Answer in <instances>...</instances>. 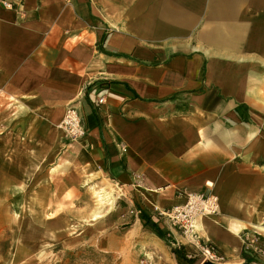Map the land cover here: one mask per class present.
Here are the masks:
<instances>
[{"label": "crops", "instance_id": "1", "mask_svg": "<svg viewBox=\"0 0 264 264\" xmlns=\"http://www.w3.org/2000/svg\"><path fill=\"white\" fill-rule=\"evenodd\" d=\"M70 104L76 145L59 126ZM35 179L47 198L112 181L175 246L155 207L215 193L202 240L264 244V0H0V189Z\"/></svg>", "mask_w": 264, "mask_h": 264}, {"label": "rangeland", "instance_id": "2", "mask_svg": "<svg viewBox=\"0 0 264 264\" xmlns=\"http://www.w3.org/2000/svg\"><path fill=\"white\" fill-rule=\"evenodd\" d=\"M64 138L67 144L78 142L65 132ZM68 147L74 145L64 149ZM46 185L35 179L22 196L17 190L0 189V264H180L172 251L178 244L140 222L135 206L127 207L122 190L112 181L88 182L66 190L65 197L56 192L50 198L45 193H51V184ZM31 190H38L39 197H30L36 194ZM99 192H108L110 199L100 200ZM48 204L51 225L44 224V213L36 212ZM182 241L195 264L204 259L189 238ZM225 255L223 263L246 262L245 255Z\"/></svg>", "mask_w": 264, "mask_h": 264}, {"label": "built area", "instance_id": "3", "mask_svg": "<svg viewBox=\"0 0 264 264\" xmlns=\"http://www.w3.org/2000/svg\"><path fill=\"white\" fill-rule=\"evenodd\" d=\"M3 5L7 8H13L14 6L10 1H4ZM104 102L105 98L101 97L99 103ZM60 126L70 141H78L87 133L82 115L74 104L67 106ZM123 151H126L125 147H123ZM219 209L218 195L204 192H188L187 199L183 204L164 208L155 207L158 216L178 229L184 238H189V243L200 249L205 260L223 263L226 255L211 242L203 241L197 227L198 219L206 215L216 214ZM261 243L262 238L259 233L245 231L243 234V253L255 261L264 259V245ZM190 255L192 254L190 253Z\"/></svg>", "mask_w": 264, "mask_h": 264}, {"label": "trees", "instance_id": "4", "mask_svg": "<svg viewBox=\"0 0 264 264\" xmlns=\"http://www.w3.org/2000/svg\"><path fill=\"white\" fill-rule=\"evenodd\" d=\"M140 217L145 219L146 225L151 226L160 237H163L164 234H162L156 228L155 222L153 223L150 220V217H148L143 211L141 212ZM172 251L174 252L176 259L180 264H195L196 258H194L192 255H190L189 249L187 248V246L181 244L177 247H172ZM246 262H248L250 264L253 262V259H251V257H246Z\"/></svg>", "mask_w": 264, "mask_h": 264}, {"label": "water", "instance_id": "5", "mask_svg": "<svg viewBox=\"0 0 264 264\" xmlns=\"http://www.w3.org/2000/svg\"><path fill=\"white\" fill-rule=\"evenodd\" d=\"M198 264H249L248 262H242V263H217V262H213L211 260H205V259H202L199 261Z\"/></svg>", "mask_w": 264, "mask_h": 264}, {"label": "bare ground", "instance_id": "6", "mask_svg": "<svg viewBox=\"0 0 264 264\" xmlns=\"http://www.w3.org/2000/svg\"><path fill=\"white\" fill-rule=\"evenodd\" d=\"M99 195H100V200H108V199H110V196L111 195H109V193L108 192H99ZM263 227H264V224H263Z\"/></svg>", "mask_w": 264, "mask_h": 264}]
</instances>
